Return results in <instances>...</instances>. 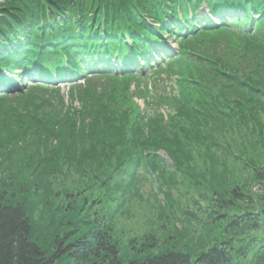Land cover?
Returning a JSON list of instances; mask_svg holds the SVG:
<instances>
[{
  "label": "trees",
  "instance_id": "16d2710c",
  "mask_svg": "<svg viewBox=\"0 0 264 264\" xmlns=\"http://www.w3.org/2000/svg\"><path fill=\"white\" fill-rule=\"evenodd\" d=\"M205 3L207 12L199 13ZM228 32L246 39L247 53L229 51ZM166 35L178 38L177 56L167 50ZM163 61L187 67V75L175 74L178 91L130 87L131 79L142 82L141 66ZM58 82H70L66 95ZM160 104H167L166 113L154 110ZM255 109L264 112V0L0 1V264H57L63 256L77 264L95 258L121 264L119 247L98 217L89 219L93 230L75 241H53L55 250L39 243L27 203L9 188L25 156L58 159L62 150H81V158L98 161L103 152L119 165L128 157L135 168L147 163L157 170L164 151L180 167L195 150L219 145V136L228 142L230 132H242L255 121ZM54 166L46 162L38 176ZM246 195L232 188L220 207L252 198ZM262 207L229 221L228 229L240 234L264 226ZM233 259L222 245L196 259L167 249L129 264H239Z\"/></svg>",
  "mask_w": 264,
  "mask_h": 264
},
{
  "label": "rangeland",
  "instance_id": "374dc122",
  "mask_svg": "<svg viewBox=\"0 0 264 264\" xmlns=\"http://www.w3.org/2000/svg\"><path fill=\"white\" fill-rule=\"evenodd\" d=\"M205 11L206 3L200 6L199 13ZM241 37L226 33L229 51L238 52L242 48L247 53L246 39ZM165 38L167 50L176 51L177 56L178 38H168L167 35ZM237 59L243 60L241 57ZM164 62H151L148 69L141 66L143 72L138 77L142 82L131 79L130 87L144 86L153 88L155 94H174L173 90L180 89L175 74L183 72L187 75L188 69L181 66V62L169 63L168 67L162 65ZM16 82L21 84L22 80ZM68 83L58 82L56 86H60L66 95ZM187 88L191 89L192 85L187 84ZM14 91V94L20 92ZM135 100L144 105L142 99ZM172 101L178 106V101ZM154 110L166 113L167 104L156 105ZM168 110L172 112L174 109ZM253 113H257L255 121L242 127V132H230L228 142L219 136V145L205 152L195 150L189 162L180 167H175L164 151H160L164 161L157 170L147 163L135 168L129 164L128 157L121 159L119 165L117 157H105L103 152L98 161L90 160L89 156L81 158V150L70 153L62 150L58 159L48 155L39 157V153H34L17 162L19 178L9 188L15 190L16 199L27 203L34 234L50 251L55 250L56 239L65 238L66 243H70L92 231L96 224L89 219L95 221L98 217L119 247L121 264L160 254L167 249L190 253L196 259L201 251L222 245L232 252L235 263L254 264L258 259L264 264L263 225L240 234L228 229L229 221H236L254 209L261 211L264 205V128L258 130V126L264 127V112L255 109ZM237 115L241 116L238 112ZM46 162L55 166L38 176ZM133 173L135 177L130 183ZM258 175H262V180L257 179ZM33 179H36V185H27ZM24 185L27 191L23 189L21 192ZM235 187L252 198L245 202L232 200L233 204L223 201L226 203L220 207L219 200L227 198L228 192ZM145 243L150 245L149 249ZM83 263L113 264L110 258H95ZM57 264L77 263L73 257L63 256Z\"/></svg>",
  "mask_w": 264,
  "mask_h": 264
}]
</instances>
